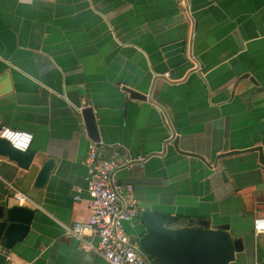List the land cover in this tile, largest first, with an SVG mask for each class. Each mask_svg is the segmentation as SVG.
<instances>
[{"label": "crops", "instance_id": "obj_1", "mask_svg": "<svg viewBox=\"0 0 264 264\" xmlns=\"http://www.w3.org/2000/svg\"><path fill=\"white\" fill-rule=\"evenodd\" d=\"M1 128L32 135L36 166L0 157V203L34 212L2 264H108L66 233L89 217L90 142L106 160H147L115 175L139 209L174 228L227 225L243 244L231 264H264V168L249 151L264 152V0H0ZM125 230L143 231L138 218Z\"/></svg>", "mask_w": 264, "mask_h": 264}, {"label": "water", "instance_id": "obj_2", "mask_svg": "<svg viewBox=\"0 0 264 264\" xmlns=\"http://www.w3.org/2000/svg\"><path fill=\"white\" fill-rule=\"evenodd\" d=\"M128 93L132 97L145 100L138 94L129 91ZM85 111L79 108V113L83 116ZM173 144L177 148V139L172 131L171 136L166 139V145ZM249 151L258 153L259 163L264 168L262 148L256 147ZM235 154L237 152L231 151L223 155ZM0 157L15 163L26 175L36 168L34 153L13 150L3 139H0ZM53 167L52 160L42 164L36 176L34 188L44 187ZM138 210L137 218L143 231L132 237L137 241L138 250L153 264H231L236 260V255L243 252L242 241L231 236L227 225L213 230L209 228L207 222L196 224L193 220H189L182 227L174 228L173 226L179 220L178 217L147 209L138 208ZM33 216L34 212L29 208L7 207L0 203V264L5 263L15 246L30 235Z\"/></svg>", "mask_w": 264, "mask_h": 264}, {"label": "built area", "instance_id": "obj_3", "mask_svg": "<svg viewBox=\"0 0 264 264\" xmlns=\"http://www.w3.org/2000/svg\"><path fill=\"white\" fill-rule=\"evenodd\" d=\"M178 6H183L184 0H175ZM170 79V74L161 76ZM0 139L18 152L27 153L33 137L26 132L14 131L8 128L0 129ZM103 146L90 142L85 158L89 217L85 222L73 224L66 233L97 252L108 264H153L137 248L135 238L126 233L125 225L132 223L138 217V204L130 185L115 182L118 172H131L144 167V157L106 160L101 157ZM74 199L79 200L78 196ZM17 202L25 203L22 195L16 196ZM253 231L256 235L264 234V218L253 221ZM84 237H96L97 247L91 242L83 241Z\"/></svg>", "mask_w": 264, "mask_h": 264}]
</instances>
